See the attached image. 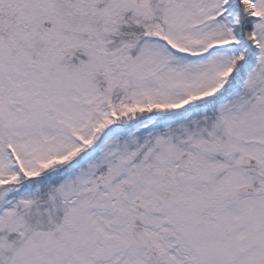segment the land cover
<instances>
[{
	"label": "snow or ice",
	"instance_id": "6c2138e0",
	"mask_svg": "<svg viewBox=\"0 0 264 264\" xmlns=\"http://www.w3.org/2000/svg\"><path fill=\"white\" fill-rule=\"evenodd\" d=\"M0 264H264V0H0Z\"/></svg>",
	"mask_w": 264,
	"mask_h": 264
}]
</instances>
